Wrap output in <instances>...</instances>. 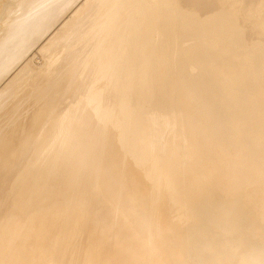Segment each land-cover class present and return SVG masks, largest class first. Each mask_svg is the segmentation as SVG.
Listing matches in <instances>:
<instances>
[{"label":"water","instance_id":"95a60500","mask_svg":"<svg viewBox=\"0 0 264 264\" xmlns=\"http://www.w3.org/2000/svg\"><path fill=\"white\" fill-rule=\"evenodd\" d=\"M108 77L110 79V75ZM89 92L102 95L99 106L106 108L107 112H101V118H109L105 123L95 115V108L87 112L84 111L85 105L78 109L75 104L77 111L73 113L72 107L65 115V112H56L54 107L57 119L44 120L36 126L32 148L20 159V168H25L24 173L32 179L38 169L48 170L47 181L41 184L44 189L52 188L57 181L52 178L57 170L58 184L64 185L59 188V194L63 193L61 200L68 206L46 214L53 216L54 232L46 225V218L43 220L40 215L30 221H10L0 229V264H234L239 258V264H248L247 256L254 262L256 258L252 260V254L264 255V229L260 216H249L254 222L248 225L232 215L226 200L232 195L223 189L225 182L221 177L204 174L214 171L207 164V156L201 148L196 152L205 160V164L199 161L203 168H199L200 163L188 159L191 154L185 156V132L181 134L177 129L171 134V141L177 149L175 159L186 157L187 161L176 178L169 168L170 160H174L172 155L171 159L169 157L170 142L161 145L157 132L160 123L156 115L144 123L148 128L152 126L159 147L158 155L153 159L126 124L118 94L115 98L118 103L108 105L104 90L96 88ZM81 102L89 103L86 97ZM90 104L96 106V102ZM85 116L90 117V122L83 127L80 124L83 120L79 117ZM136 118L132 124L137 126L139 121ZM16 122L14 117L9 126L13 128ZM94 126H99L98 135ZM263 127L260 123V129ZM92 131L95 137H91ZM139 132L136 131V135H140ZM142 133L146 135L145 131ZM97 139H101L100 146ZM109 145L113 146V154L109 153ZM209 164L217 167V163ZM120 165L140 172L148 182V194L137 190L136 199L132 196L133 191L126 193L128 181ZM246 165L251 166L244 164L243 173L247 170ZM31 168L33 173H29ZM35 188L38 187H33V191ZM29 195L24 197L25 202L29 207L35 206L39 200L32 197L34 194ZM2 196L0 205L5 200ZM171 198L176 204L174 211ZM219 199L225 207L218 204ZM134 202L138 206L141 204L142 208ZM160 207L172 212L166 232L156 221H152V226L148 223H151L152 213L156 214ZM242 216L245 217L244 212ZM244 227L248 232H241ZM256 228L260 229L259 235L253 231ZM237 233L245 234L237 236ZM158 240L162 241L164 249ZM227 241L237 244V248L227 246ZM250 242L255 245L249 246Z\"/></svg>","mask_w":264,"mask_h":264},{"label":"bare ground","instance_id":"6f19581e","mask_svg":"<svg viewBox=\"0 0 264 264\" xmlns=\"http://www.w3.org/2000/svg\"><path fill=\"white\" fill-rule=\"evenodd\" d=\"M71 1L72 0H26V3H28V5H26L27 6L26 10H24L21 13L19 19L13 18V19H10L8 21H6V18L4 19V31H5V33L3 34V37L0 40V53L3 52L4 55H6V54L8 55V53L9 52L11 53L12 49L15 48L16 46L21 45V44L24 45V43L29 42L32 39L36 40L37 37H39L40 34L43 33L47 29V25L50 23L51 19L55 16V14L61 12L66 5L71 3ZM117 1H119V0H117ZM184 1L185 0H181L183 5L185 6L184 10L187 8H192V6H194V5L189 6L188 5L189 3L188 2L184 3ZM119 6H120V4H119ZM6 8H7V10L5 11V16L7 17V15L12 13V9H9L8 7H6ZM79 9H78V12H79ZM193 9H195L196 11L199 10L198 13H196L197 16H199L200 14H203L204 9L200 8L199 5H197V7L194 6ZM118 10H119V7H118ZM167 10H168V8L166 9V11ZM195 10H193V11H195ZM120 11H118V12H120ZM177 11L180 14L182 10H177ZM113 12H115V11H113ZM218 12H222V10L217 9L216 13H218ZM210 14H213V13L210 12V13L205 14L204 17H206V18H204V19H213L210 16ZM76 17L78 18L80 16H76ZM119 17H121V16L119 15ZM122 18H123V15H122ZM239 19H241V18H239ZM121 20H123V19H121ZM116 22H117V20H116ZM116 22H114V24ZM109 25H111V24H109ZM161 25L162 24H160L158 31L162 30ZM199 25L198 26H190V27L183 26V27L177 28L178 25L174 24L173 28H170L168 30H162L163 32H161L160 38L157 40V42H154L155 47L153 49H151L150 52H148L146 56H144V55L142 56V60L140 61L139 66L141 65V66H143V68L147 69L148 75L151 76V80L154 83L157 81V79L159 77H165L166 82H165L164 86H165V91L167 94H169V92H172L173 89L182 88L183 90H186V92L184 91L182 93V95H185V93H187V98L199 96L198 99H199L200 105H201L200 110L201 111L205 110L204 111L205 115H210L211 112H214V111L218 113V110H221L224 106L227 107L228 109H230V108H232V104L235 103V101H234L235 99L247 98L250 95V93L254 91L253 92V98L251 97V99H254V100H251V102H250L251 105L248 104V102H247V104L244 105V107L252 109L251 110L252 112L249 111V113L250 112L251 113L248 115V118L251 121H248L247 120L248 118H246V115H244L241 122L243 123V120L246 118V120H247L246 122H248V123L250 122L249 125L255 123L254 125H256L255 127H257V128H255V127L254 128L258 129L260 127V123L264 125V103L263 102L259 103V101H258L259 98H262V99L264 98V54H262L263 56L261 58V55L259 53V51L261 49L259 50L258 48L256 49L253 47H252L253 48L252 50L247 49L244 57L247 56L248 61H246L245 63L242 62L243 65H241V63H240L239 64L240 68L239 67L236 68L237 66L233 67L234 69L232 71V74H234L233 75L234 78L232 79L230 77L231 78L230 83L229 82L228 83L223 82V80L220 77V74L222 73V68H223V66H225V64L227 62L230 63L229 59H227V61H226L225 58L223 57L222 45L225 42L224 38H220V39L216 38V35L214 33L216 31L213 32V35H210L209 27H206V24L200 23ZM221 26H223V25H221V24L219 25L220 30H222ZM216 28H218V27H216ZM259 28L261 31L260 30L257 31L254 34V36L259 37L260 40L261 39L264 40V35L262 34V31L264 32V24L260 25ZM195 29H197V30H195ZM121 30H124V29L121 28ZM195 31H196V33H195ZM240 31H241L240 34H242V39H244V40L249 39V38L243 37V35H244L243 31L244 30L242 31V29H241ZM218 32L219 31L217 30V33ZM126 36H128V35H126ZM123 39H124V36H123ZM126 40L128 41V39H126ZM208 40H209V42H208ZM254 41H258V40H254ZM121 42H123V41H121ZM40 44H42V43H40ZM239 44H240V45H238L239 47L241 45L242 46L245 45L242 43H239ZM129 45H131V44H129ZM129 45L127 46V44H126L125 46L129 47ZM132 45L130 47L134 49V47ZM257 45H259V43ZM118 46H120V45L118 44L117 47ZM252 46H253V44H252ZM130 47H129V49H130ZM232 47H233V45H232ZM234 47H235V45H234ZM236 47H237V45H236ZM263 47H264V44H263V46L261 45V48H263ZM133 49H132V51H130L131 49L129 51L133 52ZM231 49H233V48H231ZM109 50L111 51V54H112V52H114V48L113 49L111 48ZM238 50H236L235 53L238 56H242L241 54H242L243 50L242 51H238ZM263 51H264V49L262 50V52ZM95 52H96V54H98V55H96V57L94 59V61H96L94 63V66L96 69L95 73L100 74V76H96V81L100 82L106 78L104 71H105V68L107 65L106 62L110 58L108 55V54H110V52L108 53L107 49H105L104 52H99L98 50ZM117 52H119V51H116V53H114V54H117ZM124 52H126V51H124ZM130 52H128V53H130ZM132 54H130L128 56H131ZM252 54L253 55L255 54L254 55L255 57L251 56ZM9 56L10 55L6 56V57H8L6 59H9ZM112 56H115V55H112ZM132 56H133V58L132 57H130V58H132L133 62L134 61L136 62L137 60H134V54ZM256 56L259 58L258 60H257ZM107 57H109V58H107ZM2 58L4 59L5 56L3 57L2 55H0V65L2 63L1 62ZM254 58H256V59L253 60ZM57 59L55 57L51 61L57 62L58 61ZM122 59H124V58H122ZM118 61H121V60H118ZM52 62H49V63H52ZM121 62L123 63V61H121ZM133 62H131V63H133ZM239 62H241V61H239ZM49 63H47V64H49ZM113 64H111V65H113ZM119 65H120V63H119ZM122 65H120V66H122ZM120 66H118V67H120ZM135 66H136V64H134V67ZM241 66H243V68ZM123 67H125V69L126 68L128 69L131 67V65H130V67L129 66L126 67V65L125 66L123 65L122 66V72L124 69ZM227 68H229L228 65H227ZM49 70H48L49 71L48 73L46 72L47 75H45L46 73H43V75L39 76L37 79H34L33 83L28 82V84H27L26 80L24 82H21L20 84H18L16 89H14L10 93V95L20 96L21 98L19 99V101H23L25 103H28V104H30V106L35 105L34 112L37 110L35 117H33V119L29 120V122H24V120H22L21 117L17 116L19 120L17 121V124L12 128L11 126H9L10 119L6 120V118L8 119L10 116H12L11 113H14L16 111V109H13V110L10 109L7 111L6 114L3 115V117L0 121V194L4 195L2 197H4V199H5L7 197L6 189H8L9 187L14 188V186L17 189L15 192V200H13V203H11L9 200L14 195V194H11L8 197V199L7 200L5 199L4 203H2L0 205V229H2L4 226H6L10 221H13V220H15V221H27V220L30 221L34 216L40 215V216H43V220H44V217L46 218V221H45L46 225L49 226V229L51 228L54 232V230L56 229V223H55V221H53V216L49 217V215H46V214L49 212L53 213L54 211L58 210V208L68 206V205H64L66 203L63 204V202L61 200L60 195L63 193L59 194L60 193L59 188H64V185L58 184V182H60V179H58L59 176H57V174H59V173L57 172V170L53 174L54 177H52V178H55L57 180L54 182V185L52 186V188L46 189V190L44 189L41 193H39V188L43 187V185L41 186V184H44L47 181L46 180L47 176H45V175H46V172L48 170L47 169H45V170L44 169H38L36 177L32 179V177L28 176L26 174V172L24 173L25 168L23 170H22V168H20V165H21L20 159L22 160V154L26 153V151L27 152L30 151V148H32L31 145L34 143V140L36 138V130H35L37 128L36 126L40 125V123L43 122L44 120H51V119L56 120L57 119L56 116H58V115L56 113H54L55 103L59 99L58 95L60 93H64V89H65V87H67V83L62 84V83H58V81H55V79L57 78V76H55L57 69L54 68V69H49ZM117 70H116L117 71L116 76L113 79H111V78L109 79V86L113 85V89H115L117 91L120 106L122 105L121 110L123 111L122 112L123 117H124L125 121L127 122V123L126 122L125 123L128 124V127H130V129L134 132V135L136 137L140 138V142L144 148V151L148 152V154H150L153 159H156V157L154 155H158V148H159L155 143L156 136H155V134H153L152 126H150V128H148L146 125H144V123H145L146 119H151V118H153L151 116L156 115L155 117L157 118L158 124H159V122L161 120V117L159 116L160 113H158L159 111H157V109L153 108V104L152 105L150 104L153 102V98L158 97V96L156 94L151 95V93H150V95L146 96L144 99V98H140L139 95L136 96V94H134V93H133L134 95L130 94V91H128L129 89L125 88V86L123 87V84L121 83V82L126 81V78H124L123 80L122 79L120 80V74L119 73L121 70H120V68ZM136 70H138V69H136ZM5 72L0 70V76L3 75ZM138 72H140V71H138ZM41 73L42 72H37L36 75H39ZM124 73L126 74L125 70H124ZM127 73H129V72H127ZM141 73L142 72H140L139 74H141ZM249 73L251 75H252V73L255 74L256 79H254V76H252L254 79V83L251 82L253 84H250V85H252L253 87L255 86L256 90H253L250 86L247 89L248 82H246V80L248 77L250 79ZM121 76H123V74ZM141 77H142V79L145 80V78H143L144 77L143 75ZM106 79H108V78H106ZM35 80H37V81H35ZM148 80L146 79L145 81H148ZM119 81H121V82L119 83ZM140 81H143V80H140ZM145 81H144V84H145ZM130 82H132V81H130ZM133 82H134V80H133ZM132 83H130V84L132 85ZM119 84H122L121 87ZM146 84H147L146 86H148L149 83H146ZM232 84L233 85L236 84V86H238V87L236 88V86H235L234 89L231 88V90H229V91L227 90L228 92L225 94L222 91H220V89H219L223 85L225 87V85L231 86ZM79 85H81V84H78L77 82H75V83L73 82L71 84L70 88L68 85V88H69V90L73 91L77 87H79ZM125 85H126V83H125ZM148 87L149 88H147V89H150V90L153 88V86H152V88H150V86H148ZM153 89H155V88H153ZM151 91L153 92V90H151ZM221 93H223V94H221ZM84 94H85V97L87 98V102H89V103L84 104L81 102L82 99H80L76 103V106L78 105V109L80 108V106L82 107L84 105H85L84 111H87V112H88V110L90 111V109L95 108L94 109L95 115L102 122L105 123V121L108 120L109 118H108V116H106L105 119H104V117L101 118V114L103 112H107L106 108L99 106V103H100L99 101L101 100L102 95L99 96V95H97V93L92 94L90 92L87 94L86 93H84ZM132 95H133V97H132ZM148 98H149V100H147ZM159 98H161V97H159ZM144 100H147V102H144ZM90 102H96V106L94 107L93 105L90 104ZM160 102L158 100L157 103H160ZM32 110H33V108H32ZM71 110H74L73 113H75L77 111V107H73ZM172 111H174V110H172ZM68 112L69 111L65 112V115ZM33 113H31V114H33ZM258 114H259V117H257ZM165 116L167 117V115H165ZM253 116H256V117H253ZM158 117L160 118V120ZM199 117H201V118L199 119ZM203 117H204V115L202 116L200 114V111H199L198 113L195 114V116L191 117L190 121H192V124H193V122L201 124L199 122L200 120H202V122L205 123V121L203 120ZM135 118H136V120L139 121V124H137V126L132 124L133 121L135 120ZM79 120H83L80 123V124H83L82 125L83 127L86 125L88 126V124L90 122V117H88V116H85L84 118L79 117ZM165 120H167V119H165ZM173 121H171V122H173ZM159 127H160V125H158V127H157V132H158ZM254 128H253V130H254ZM138 130H140V132H139L140 135H138V134L136 135V131H138ZM179 130H180V128H179ZM248 130H249V128L246 131L247 134L249 133ZM250 130H252V129H250ZM143 131L146 132V135H144L142 133ZM173 132H175V131L173 130ZM254 132L256 133V131H254ZM162 133H163V131H162ZM219 133H220V131L214 133L213 137L211 138V140L209 142H207V145L204 149L205 151L206 150L212 151V152H210L211 160L207 159V164L209 162L210 163L214 162V163H217L216 165L218 167L221 166V164H222V163L220 164L221 154L218 151H213V149H215V146L217 147V145H218ZM259 133H260V131H259ZM251 135H250L249 139L251 137L253 138V135H255V134H253L252 136ZM162 136H163V134H162ZM197 136L199 137L198 132L196 134V137H194L192 142L190 143L192 145L190 147L187 146L190 148L189 151L192 148H193V150H198V148H200V143H199ZM185 137H189L188 135H186V130H185ZM260 137L261 136L259 135V138ZM162 138H164V137H162ZM189 138L191 139L192 137L190 136ZM255 138H256V136H255ZM259 138H258V140L256 139V141L253 140V141H255L254 143L252 142L254 146H252L250 143L248 145L249 146L251 145V147L246 145V146H244L245 150H241L240 152L236 153L235 154L236 158L234 160L235 163L229 164V166H227L226 169L219 170L220 168L218 169V167L214 166L211 169L213 170V169L217 168L216 171H214L215 173H213V172L210 173L207 171V173H204V174L207 176H208V174L209 175L212 174V176H215L217 178L221 177L223 179V181L225 182L223 184V189L228 190V192H230L232 195V198H226L225 197L227 200V203H228L227 206L231 207L232 215L237 216V218L239 219L240 222H245L248 225H250L254 222V220L249 219V216H251L253 218L257 214L258 216H260L259 221L261 223L262 228L264 229V141H263V139H261V138L259 139ZM165 139H166V137H165ZM249 139H247V140L250 142ZM162 146H164V144ZM162 146H161V148L163 149ZM161 148L159 150H161ZM169 149H171V148L169 147ZM234 151L236 152V150H234ZM169 152H170V150H169ZM174 152H175V150H174ZM109 153L113 154V146H111V145H109ZM251 153H253L252 155L255 157L253 159H256L257 163H254V162L252 163V161H251L252 156L250 157ZM171 155H172V153L170 152V155H169L170 159H171ZM185 156H187V154ZM190 156L188 157V159L192 160L191 159L192 156L191 157ZM124 159H125V157H124ZM214 159H216V160H214ZM158 160H159V162H161L160 156H159ZM181 160L182 159H175V158H174L173 162H171V160H170L169 168H170V171H172V173H173L172 175H175L174 177H176V178H177L178 174L180 172H182L180 170V167L182 164ZM183 160L185 162H187L186 157H184ZM194 160H196V159H194ZM194 160H192V161H194ZM243 160L244 161L250 160L249 164L251 166L246 167V169H247L246 173L240 174L241 172L239 173L238 166L241 165ZM200 162L205 164L204 160L200 161ZM200 162L198 161V163H200ZM120 166L123 167V165H120ZM199 168H203L201 163H200ZM122 169L125 170L126 179L128 181V184L126 186V188H127L126 193L127 194H129V192L133 191L132 196L136 199H138V191H141L140 192L141 194H143V193L148 194V191H149V188L147 185L148 182L146 179L143 178V176L140 174L139 171L130 170L126 166H124ZM33 170L34 169L31 168L29 173H33L32 172ZM123 173H124V171H123ZM232 174H235V175L232 176ZM56 177H58V178H56ZM143 180H144V182H142ZM174 180H177V179H174ZM183 183L185 184L187 182L183 181ZM33 187H38V188H35V191H33ZM25 189H27V190L25 191ZM165 189L167 191H170L167 188H165ZM28 191L30 192V195H29ZM36 192H37V194H36ZM27 194L29 196H32L34 194V196H32V197L39 200V202L35 206L33 205V206L29 207L27 205V202H25L26 198H24L27 196ZM1 195H0V197H1ZM66 200H67V202L70 201V199L68 197L66 198ZM217 202L220 206H222V207L224 206V204L220 203L221 202L220 199ZM134 204H135V202H134ZM170 204H171V202H170ZM136 206H138V205H136ZM139 206L142 208L141 204ZM172 208H173V211L176 210V204L173 201V199H172ZM170 210H171V206H170ZM243 212H244L245 217L242 216ZM245 212H248V214L246 215ZM171 214H172V212H167L166 209H164L163 207H160V208H158L156 214L152 213L151 223L148 222L147 220H146V222H148L152 226V224H153L152 221L153 222L156 221L159 228H161V230L163 232H166L167 230H169ZM2 217L5 218V221L3 220ZM147 218H150V217L147 216ZM15 221H13V222H15ZM242 231L248 232V229L246 227H244L243 230H241V232ZM253 231L257 235H259V233H260L259 228H256V230H253ZM245 233H237L236 235L241 236ZM234 240H236V239L234 238ZM158 242H159V245H161V247L163 248L164 245H163L162 241L158 240ZM226 245L231 247V248H237V244H235V243L230 244V243H228V241L226 242ZM248 245L249 246L255 245V243L250 242V243H248ZM251 257H252V260H253V257H255L256 261L252 262L251 259L249 258V256H247L248 261H249L248 264H264V255L257 254V256H255L254 254H252ZM118 258H120V257H118ZM166 261L167 260L165 259V262ZM240 261H241V258L236 259V261H234V264H239Z\"/></svg>","mask_w":264,"mask_h":264},{"label":"rangeland","instance_id":"374dc122","mask_svg":"<svg viewBox=\"0 0 264 264\" xmlns=\"http://www.w3.org/2000/svg\"><path fill=\"white\" fill-rule=\"evenodd\" d=\"M119 1L117 0H72L71 3L66 5L61 12L55 14V16L51 19L50 23L47 25V29L43 33H41L40 36L37 37L36 40L32 39L29 42L24 43V45L21 44L13 48L11 53L10 52L8 53V55H10L9 59H6L8 58L6 57L8 56L7 54L4 55L3 52L0 53V55H2L3 57L5 56L4 59L3 58L1 59L2 63L0 65V70H2L3 72L6 71L3 75L0 76V121L3 115L6 114L8 110L16 109L14 113H11L12 116H10L9 122H11V120L14 117L18 121L19 119L17 116L21 117V119L24 120V122H29V120H31L33 116V114L31 113L34 112L35 105L30 106V104L28 103L19 101V99L21 98L20 96L10 95V93L14 89H16L18 84H20L21 82H24L26 80L27 84L28 82L33 83L34 79H37L39 76L43 75V73H46V72L48 73L50 71L49 69H54V68L57 69V72L55 75L57 76L56 78L57 80L55 79V81H58V83H62V84L67 83V87H65L64 93H60L58 95L59 99L55 103V110L59 114L60 113L62 114L66 112L69 108L74 107V105L80 99H82L83 101V99L85 98L84 93H87L88 90L94 91L96 88L104 90V94L106 95V99H107L105 101L106 104L112 105L113 102L115 101L116 103H118V99L115 100L117 96V91L113 89V85L109 86L108 76L110 75V78L113 79L117 74L116 73L118 71L117 69L120 68L121 70L119 73L120 80L121 79L123 80L124 78H126V81L124 82L119 81V83L121 82L123 84V87L125 86V88H128L129 89L128 91H130V94L134 93L136 94V96L139 95L140 98H144V99L146 96H149L150 93L151 95L156 94L158 96V97H154L153 98L154 103L151 101L152 103L150 104L151 105L153 104V108L159 111L158 113H160L159 116L161 118L163 115L164 116L167 115L168 117L167 118L166 116L165 117L163 116V119H161V122H159L160 127L158 129V135H159L160 142L162 145L163 144L165 145L166 143L169 144L170 142L171 149L169 150L174 156V158H175L177 149L174 146V143L170 141L171 140L170 137H171V134L174 133L173 130L175 131L179 128H180L179 131L181 134H182V131L184 133L186 130V135H188L189 137L190 136L192 137L191 139L189 137H186L188 139L187 140L188 142L186 141L184 143L185 147H183V152L184 154H188V155L191 153V156L194 158L197 157L195 158L196 160L192 159L196 162L204 160V159L202 160V158H199L200 156H197V152L196 150H193V148L189 151L190 149L189 147L192 145L190 143L192 142L193 138L196 137L197 132L199 135V137L198 136L197 137L200 143V148H202L201 152L207 156V159L211 160L210 152L212 151L211 150L205 151L204 149L207 145V142H209L211 138L213 137L214 133L220 131L218 145L217 147L215 146V149H213L214 147L212 148L213 151H218L221 154L220 164L221 163L222 164L219 167L217 166L218 169L220 168L219 170L226 169L227 166H229V164L235 163L234 161L236 158L235 154L240 152L241 150H245L244 146L250 143L252 146H254L253 143L256 141V139L258 140L259 135L261 136L260 138L263 139L264 141V138H263L264 128L262 130L260 129V127L258 129H255L257 128L255 127L256 125H254L255 123L249 125L250 122L249 123L246 122L247 120L251 121L249 120L248 115L252 112L251 111L252 109L244 107V105L247 104V102L248 104H250L251 100H254V99H251V97L253 98V92H254L253 90H256V88L255 86L253 87L250 84L254 83V79H256L255 74L252 73L251 75L249 73L250 79L248 77L246 80V82H248L247 84L248 86L246 85L247 89L249 86L253 89V90L251 89L253 92H251L250 95L248 94L250 97L248 96L247 98L235 99L234 100L235 103L232 104V108L228 109L227 107L224 106L222 109L220 108L221 110H218V113L214 111V112H211L210 115H205L204 113L205 110L203 111L200 110L201 105L198 99L199 96L187 98V93H185V95H182L184 91L186 92V90H183L182 88L173 89L172 92H169V94H167L165 91V86H164L166 82L165 77H159L157 81L154 83L151 80V76L148 75L147 69L143 68V66L141 65L139 66L140 61L142 60V56L143 55L146 56L147 53L150 52V50L155 47L154 42H157V40L160 38V34L161 32H163L162 30H168L170 28H173L174 24L178 25L177 28H180L183 26H186V27L198 26L201 23V24H206V27H209L210 35H213V32L216 31L214 32L216 35V38H219V39L224 38L225 42L222 45L223 57L225 58L226 61L227 59H229L230 63L227 62L225 66H223L220 77L223 80V82L230 83L231 78L232 79L234 78L233 77L234 74H232V71L234 69L233 67L237 66L236 68L238 67L240 68V65H239L240 63L241 65H243L242 62L245 63L246 61H248L247 59L248 57L247 56L244 57L247 49L248 50L249 49L252 50L253 48H256V49L258 48L259 50L261 49L259 51L261 58L263 56L262 54H264L263 53L264 51L262 52L264 47L261 48V45L263 46L264 44V40L263 39L260 40L259 37L254 36V34L260 30L259 28L260 25L264 24V0H202V1L201 0H185L184 3L188 2L189 6L194 5L195 7H197V5H199L200 8L204 9L205 12L203 11V14H200L199 16H197L196 14L198 13L199 10L196 11L195 9H193L194 6H192V8H187L184 10L185 6L181 2V0H149V1L148 0H121L120 2ZM117 3H119L120 6ZM26 5H28V3H26V0H0V21H1L0 22V40L3 37V34L5 33L4 19L6 18V21L13 19V18L19 19L21 13L24 10H26V7H27ZM6 7H8L9 9H12V13L7 15V17L5 16V11L7 10ZM118 7H119V10H118ZM167 8L168 10L166 11ZM78 9H79V12H78ZM217 9H221L222 12L216 13ZM117 10L118 11L121 10V11L118 12ZM177 10H182V11L179 14ZM206 12L207 13L212 12L213 14H210V16L213 19H204L206 18L204 17V15L207 14ZM119 15L121 17H119ZM122 15H123V18H122ZM76 16H80V17L77 18ZM237 16L241 19H239ZM116 20H117V23L115 25L114 22H116ZM160 24H162L161 25L162 30L158 31ZM220 24L223 25L221 26L223 31L219 29ZM121 28L124 30H121ZM216 29L219 31L218 33ZM241 29L242 31L244 30L243 37L249 38V39L247 40L242 39V34H240ZM262 34L264 35L263 31H262ZM123 36H124V39H123ZM126 39H128V41ZM254 40H258V41H254ZM257 42L259 43V45H257L258 44ZM117 43L120 46L117 47L118 45ZM128 43L131 45L133 44L132 46L134 47V49L131 48L130 47L131 45H129ZM239 43H242L245 45L243 46L241 45L239 47L238 46L240 45ZM126 44L127 46L129 45L131 50L129 49V47L125 46ZM234 45L235 47L237 45V47L235 48ZM111 48L112 49L114 48V52H112V54H111V51L109 50ZM105 49H107L108 53L110 52L111 54V55L108 54L110 58L107 57L109 59L107 61L108 63L106 62L107 65L104 71L106 78L108 79L105 78L103 81L99 82V81H95L97 75L94 69V63H95L94 59L96 55H98L96 54L95 51L98 50L99 52H104ZM132 49H133V52H130L132 51ZM236 50L238 51L243 50L241 54L242 56H238L235 53ZM116 51H119V52H117V54H114L116 53ZM132 53L134 54V60H137L136 62L134 61L135 63L132 61V58H133ZM130 54L132 55L128 56ZM112 55H115V56H112ZM254 55L252 54L251 56L255 57ZM55 57L56 59L58 58L57 59L58 61L52 62L51 60L54 59ZM255 59L256 58H254L253 60ZM258 59L259 58L257 57V60ZM118 60L123 61V63ZM49 62H52V63H49ZM119 63L120 65L122 64L124 66L126 65V67L128 66L130 67L131 65V67L128 69L127 68L125 69V67H123L124 69L122 72L123 65L120 66ZM134 64H136L135 66L136 68L134 67ZM227 65L229 68H227ZM241 67L243 68V66ZM124 70L126 74L124 73ZM138 71L142 73L139 74L140 72ZM37 72H42V73L39 75H36ZM127 72H129L130 74ZM47 73L45 75H47ZM122 74L123 76H121ZM142 75L144 76L143 78H145V80L146 79L147 80L149 79V80L145 81L144 79H142L141 77ZM252 76H254V79ZM140 80H143V81H140ZM130 81H132L133 83ZM144 81H145V84H144ZM73 82L74 83L78 82L81 85H79V87L76 88L75 90L71 91L69 90V88L71 87V84ZM130 83H132V85ZM146 83H149L148 86H150V88H152V86L153 88H155V89L153 88L151 89L153 90V92L150 89H147L149 87L146 86L147 85ZM122 84H119L120 87ZM68 85H69V88H68ZM235 86L236 84L235 85L232 84L231 86L225 85V87L223 85L219 89L225 94L229 90H231V88L234 89ZM237 87L238 86H236V88ZM137 91L139 92V94L137 93ZM147 100H149V98ZM147 100H144V102H147ZM158 100L159 102L160 101L161 102L157 103ZM258 101L259 103L261 102L264 103V98L263 99L259 98ZM198 110L200 111V114L202 116L204 115L203 120L205 121V123L202 122V120H200L199 122L201 124L194 123V122L192 124V121H190V119L191 117L195 116L196 113L199 112ZM249 111L251 112L249 113ZM244 115H246V118L248 119L246 120L245 118L242 123L241 120L243 119ZM253 117H256V116H253ZM257 117H259V114ZM164 118L167 120L169 119V120L167 121ZM200 118L201 117H199V119ZM94 127L95 128L93 130L95 131V133L97 132V135H98L99 126H94ZM247 127L249 128L248 134L246 132L248 129ZM254 131H256V133ZM95 133H93L92 131L91 137H95L96 135ZM251 134L252 135L255 134V135H253V138L251 137L249 139ZM98 138H100V136H98ZM247 139H249L250 142ZM97 140H98L97 144L98 146H100V144H102L101 139H97ZM164 140H167V142H164ZM251 145L250 146L248 145V146L251 147ZM234 150H236V152ZM252 154L253 153H251L250 155V157L252 156L251 157L252 163L253 162L257 163V160L253 159L255 157ZM181 159L183 160V158ZM182 160H181L182 164L180 167L181 171H182V168L185 167L187 164L184 160L183 161ZM249 161L243 160V162L241 163L242 167L238 166L239 173L241 172L240 174H243L242 169L244 168V164H249ZM208 165L210 168H212L209 163ZM216 169H213V171H216ZM234 175L235 174H232V176ZM43 189H44L43 187H40L39 193H41ZM15 192H16L15 186L14 188L9 187L8 189H6L7 197L5 199L7 200L11 194H14L13 197L10 199V202L13 203V200H15ZM2 218L5 221V218L4 217Z\"/></svg>","mask_w":264,"mask_h":264}]
</instances>
